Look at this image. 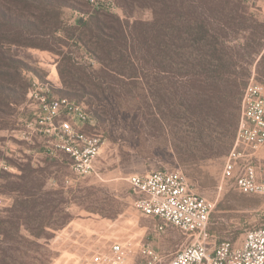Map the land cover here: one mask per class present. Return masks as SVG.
Returning a JSON list of instances; mask_svg holds the SVG:
<instances>
[{
    "label": "rangeland",
    "instance_id": "374dc122",
    "mask_svg": "<svg viewBox=\"0 0 264 264\" xmlns=\"http://www.w3.org/2000/svg\"><path fill=\"white\" fill-rule=\"evenodd\" d=\"M68 1L75 8H63L61 21L65 29H74L79 19H88L92 6L90 0ZM94 1L107 7L113 4V0ZM255 4L261 11H252L264 22V3ZM115 11L111 12L124 19L120 8ZM134 19L151 21V13L146 9L137 11ZM65 41L66 47L62 50L73 52L71 73L75 79L83 81L90 94L87 96L77 88L70 91L91 112L95 133L102 136L104 145L96 163L97 176L77 179L66 166L53 163L46 164L41 170L29 167L28 173L26 154L22 153L23 145L16 135L27 114L25 95L29 83L34 78L51 81L55 84L54 93L63 96L59 92L66 89L62 78L67 79L70 75L51 39H36V45L44 47L46 43L47 49L12 47V53L23 66L18 71L10 69L13 80L10 87L16 92L18 101L3 108L4 115L1 114L0 119V151L10 162L0 160V164L12 168L4 170L0 166V220L4 221L3 231L13 240L11 245L25 253L26 264H87L99 254H107L114 242L123 246L127 264L148 263L149 259L139 253L143 243L151 244L156 252L159 260L156 264H166L185 244V239L172 228L164 234H154L159 221L144 217L135 209L136 196L127 183L132 174L164 168L181 169L192 190L214 203L207 230L209 241L239 243L245 231L264 225L261 197L238 191L232 181L221 182L229 144L236 133L232 111L225 123L217 122L207 137H199L188 126L185 107H173L174 103L181 104L182 99L171 98L172 106L166 107L156 95L149 107L144 105L135 82L118 76H112L104 83L95 82L92 75L99 70L97 61L75 46L72 40ZM50 48L55 52L48 50ZM252 77L264 83L256 76L254 67L250 68L248 81ZM168 92L174 94L172 89ZM209 142L219 146L212 156L204 148V143ZM256 157L264 167V147ZM19 168L27 169L26 175L33 180L26 182V192L33 187L36 196H41L40 201L45 200L42 207L23 213L24 221L20 222L9 213L22 199L10 191L23 187L16 178L21 173ZM54 171L57 177H71L72 185L62 189L49 188L46 180ZM33 199L26 198L27 209L32 208L30 201ZM69 223L71 231L63 232Z\"/></svg>",
    "mask_w": 264,
    "mask_h": 264
},
{
    "label": "trees",
    "instance_id": "16d2710c",
    "mask_svg": "<svg viewBox=\"0 0 264 264\" xmlns=\"http://www.w3.org/2000/svg\"><path fill=\"white\" fill-rule=\"evenodd\" d=\"M256 2L264 0H113L124 19L107 7L92 8L87 20L79 19L74 29H65L61 10L75 8L68 0H0V83L5 84L0 85V119L3 108L18 101L10 87L13 80L9 72L20 70L23 64L12 47L49 48L46 43L44 47L36 45V39H51L58 48L57 55L68 66L70 76L62 78L66 89L59 90L62 97L80 103L70 91L73 88L89 96L83 81L71 73L73 52L62 50L67 39L97 61L100 67L91 76L94 81L104 83L118 76L135 82L144 105L149 107L156 95L166 107L172 106L169 99H182L173 107H185L188 126L199 137H207L218 123H225L232 111L236 132L250 68L254 67L256 76L264 81V22L252 11H261ZM143 9L150 11L151 21L134 19ZM171 89L173 95L168 92ZM217 146L204 143L209 156ZM0 160L10 164L1 151ZM26 170L19 168L21 173L16 176L24 188L10 190L22 198L9 211L18 222L23 220V213L42 207L45 201H40L33 187L26 192V182L33 181ZM26 198H34L31 209L26 208ZM3 225L0 220V264H26L25 253L11 245L13 240Z\"/></svg>",
    "mask_w": 264,
    "mask_h": 264
},
{
    "label": "built area",
    "instance_id": "2783aa9c",
    "mask_svg": "<svg viewBox=\"0 0 264 264\" xmlns=\"http://www.w3.org/2000/svg\"><path fill=\"white\" fill-rule=\"evenodd\" d=\"M92 8L107 7L90 0ZM118 11L113 4L107 7ZM55 84L36 78L29 83L25 98L28 116L22 123L24 139L37 137L52 152H61L77 178L97 176L96 163L104 139L95 133V123L86 107L54 93ZM264 147V85L250 78L240 102V114L233 145L225 158L221 182L232 181L245 194L257 195L264 202V167L256 154ZM7 170L8 168L0 164ZM136 196L135 209L144 217L159 221L153 233L176 229L185 239L166 264H264V225L244 232L239 243L212 242L208 224L214 203L196 194L181 169L164 168L127 178ZM221 188V185H220ZM120 243L110 245L107 254H99L87 264H127ZM139 253L159 262L151 244L139 246Z\"/></svg>",
    "mask_w": 264,
    "mask_h": 264
},
{
    "label": "crops",
    "instance_id": "0c3cea01",
    "mask_svg": "<svg viewBox=\"0 0 264 264\" xmlns=\"http://www.w3.org/2000/svg\"><path fill=\"white\" fill-rule=\"evenodd\" d=\"M26 117L28 116L29 111H26ZM22 125L21 129L17 131L16 138L21 144L22 147V153L26 154V164L36 170L44 169V166L48 163H53L54 165H63L68 168V170L71 173V170L69 168V160L66 155H64L61 152H52V150L45 145L44 141L37 137L24 139L21 135L22 132ZM12 150V149H11ZM8 169L10 166L4 165ZM12 169V168H10ZM57 172L54 171L51 173V175L46 180V185L49 188L56 189L57 187L59 189H62L63 187L71 186L73 183V179L70 177H64L60 178L56 176ZM71 223H69L66 228L63 229V232H70L71 231ZM59 236V234H58ZM57 236V237H58Z\"/></svg>",
    "mask_w": 264,
    "mask_h": 264
}]
</instances>
